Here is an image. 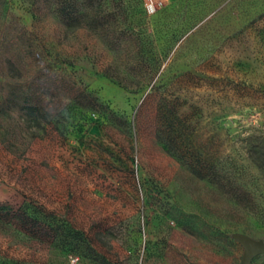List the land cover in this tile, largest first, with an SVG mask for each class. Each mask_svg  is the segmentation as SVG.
Returning <instances> with one entry per match:
<instances>
[{"label": "rangeland", "instance_id": "obj_1", "mask_svg": "<svg viewBox=\"0 0 264 264\" xmlns=\"http://www.w3.org/2000/svg\"><path fill=\"white\" fill-rule=\"evenodd\" d=\"M93 9L129 13V27H72L46 0H0V264H241L233 235L264 240V0ZM27 95L52 123L34 124ZM166 107L236 172L249 206L158 142Z\"/></svg>", "mask_w": 264, "mask_h": 264}, {"label": "trees", "instance_id": "obj_2", "mask_svg": "<svg viewBox=\"0 0 264 264\" xmlns=\"http://www.w3.org/2000/svg\"><path fill=\"white\" fill-rule=\"evenodd\" d=\"M61 20L68 26L72 27H88L92 29H105L109 26L116 34L121 27H129V13L123 11H113L107 14H102L93 9V6L100 5L102 0H46ZM85 4L92 7L88 10H81L80 5ZM89 100L90 108L94 111L99 110V99L92 96L85 90L80 91L76 98ZM25 105L22 108L26 111L28 117H31L34 124L41 126L42 121L52 123L51 110L44 107L39 102H33L32 98L27 95L24 98ZM172 108L160 110L163 115L164 122L157 127L156 139L163 145L166 151L184 165L195 176L206 179L212 184L217 185L233 200L239 204L249 206L251 203V193L240 181V177L236 172L231 170L223 161H217L211 157L205 156L199 148L192 142L184 125L172 116ZM182 124V123H181ZM0 209H5L0 206ZM34 222H40L36 215L32 216ZM54 233H57V228H52ZM56 238V235H54Z\"/></svg>", "mask_w": 264, "mask_h": 264}, {"label": "water", "instance_id": "obj_3", "mask_svg": "<svg viewBox=\"0 0 264 264\" xmlns=\"http://www.w3.org/2000/svg\"><path fill=\"white\" fill-rule=\"evenodd\" d=\"M233 237L244 247L241 264H252L256 257L264 254V240H257L244 234H234Z\"/></svg>", "mask_w": 264, "mask_h": 264}, {"label": "built area", "instance_id": "obj_4", "mask_svg": "<svg viewBox=\"0 0 264 264\" xmlns=\"http://www.w3.org/2000/svg\"><path fill=\"white\" fill-rule=\"evenodd\" d=\"M148 9H149V11H153V4L152 3L148 5Z\"/></svg>", "mask_w": 264, "mask_h": 264}]
</instances>
